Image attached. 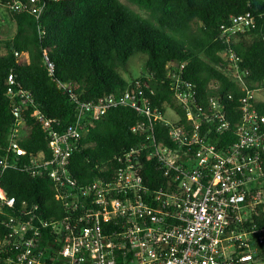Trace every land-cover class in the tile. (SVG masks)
<instances>
[{"label": "built area", "instance_id": "2783aa9c", "mask_svg": "<svg viewBox=\"0 0 264 264\" xmlns=\"http://www.w3.org/2000/svg\"><path fill=\"white\" fill-rule=\"evenodd\" d=\"M46 1L61 0H0V10L8 17L28 11L39 20ZM253 26L247 13L222 26L220 38L229 44ZM221 56L244 92L235 124L227 108L233 94L204 101L185 75L186 64L172 61L167 69L177 108L165 103L160 110L139 83L96 101L71 95L76 115L63 130L40 111L30 113L51 153H28L20 141L34 98L18 91L12 155L3 159L1 173L21 168L48 177L63 211L48 218L40 205L7 196L0 182V217H7L0 264H264V112L240 74L236 52ZM44 63L53 73L46 52ZM7 85L14 95L13 73ZM121 106L145 116L133 132L149 124V145L119 155L114 177L81 185L70 172L74 152L90 125ZM154 121L169 126L170 143L157 140Z\"/></svg>", "mask_w": 264, "mask_h": 264}, {"label": "trees", "instance_id": "16d2710c", "mask_svg": "<svg viewBox=\"0 0 264 264\" xmlns=\"http://www.w3.org/2000/svg\"><path fill=\"white\" fill-rule=\"evenodd\" d=\"M127 1L147 17L121 0L46 1L39 20L28 11L12 13L8 21L14 25L13 36L3 37L0 31V49L5 50L0 54L1 186L19 203L28 200L40 205L48 218L63 211L48 177L21 168L1 173L3 159L12 155L8 149L16 125L14 111L22 105L18 91L24 90L34 98L33 106L24 114L26 127L20 145L28 153L43 150L50 155L46 132L30 113L40 111L53 121V127L63 130L76 115L71 95L79 102L96 101L119 95L137 83L160 110L165 103L177 108L167 69L172 61L186 64L185 75L204 101L218 94H233V99L227 100L233 124L239 120L235 109L244 92L225 71L221 54L228 49L235 51L248 89L264 90V0ZM247 13L252 15L254 26L224 44L220 38L222 26ZM45 52L54 66L53 73L44 63ZM136 54L147 55L145 70L129 83L121 70L127 69L129 59ZM12 73L16 77L14 95L8 93L7 85ZM60 83L67 88L60 87ZM254 102L264 112V100L255 98ZM143 121L144 115L123 106L96 120L71 159L74 178L86 185L98 178L114 177L119 155L149 145V124L145 130L133 132V127ZM153 125L157 140L170 143L169 126L161 121ZM6 220V216L0 217V235L6 231Z\"/></svg>", "mask_w": 264, "mask_h": 264}, {"label": "rangeland", "instance_id": "374dc122", "mask_svg": "<svg viewBox=\"0 0 264 264\" xmlns=\"http://www.w3.org/2000/svg\"><path fill=\"white\" fill-rule=\"evenodd\" d=\"M121 1L139 12L142 16L147 17L146 13L140 11L136 6L132 5L127 0ZM5 18L8 19L9 17L3 10H0V31L3 30V37H12L14 34V25L10 22V19L3 25L1 21ZM146 60L147 55L145 54H136L129 59L127 69L121 70V74L127 82L132 83L134 80L139 79L142 76L145 70ZM255 98L258 100H264V90L255 91Z\"/></svg>", "mask_w": 264, "mask_h": 264}]
</instances>
